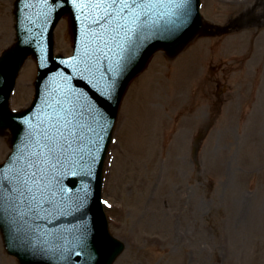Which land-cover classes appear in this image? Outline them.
Wrapping results in <instances>:
<instances>
[{
	"label": "rangeland",
	"instance_id": "374dc122",
	"mask_svg": "<svg viewBox=\"0 0 264 264\" xmlns=\"http://www.w3.org/2000/svg\"><path fill=\"white\" fill-rule=\"evenodd\" d=\"M14 2L0 0V54L15 40ZM202 14L207 36L156 54L123 101L103 192L126 244L115 264H264V0H202ZM55 40L72 53L68 19ZM36 72L29 59L13 110L31 102ZM0 264H19L1 234Z\"/></svg>",
	"mask_w": 264,
	"mask_h": 264
},
{
	"label": "water",
	"instance_id": "95a60500",
	"mask_svg": "<svg viewBox=\"0 0 264 264\" xmlns=\"http://www.w3.org/2000/svg\"><path fill=\"white\" fill-rule=\"evenodd\" d=\"M98 2L16 0L14 5L16 40L0 57V134L11 132L12 152L0 166L14 170L17 157L39 151L34 141L69 111L74 113L73 123L79 120L84 126L82 138L73 142L63 162L49 160L45 166L41 182L45 210L39 218L24 209L21 215L7 205L0 210L5 248L20 264H114L124 252L125 243L109 230L102 195L104 165L123 97L156 52L175 58L208 27L200 15V0H185L178 8L161 0L150 12L155 24L127 60L128 38L120 28L124 20L114 11L117 6L97 7ZM169 12L174 14L160 15ZM65 16L73 35L74 55L69 58L55 55L54 32ZM169 20L182 23L168 31ZM30 57L38 66L34 99L27 109L14 112L10 99ZM117 61L124 67L116 74L110 102L101 103L93 89L104 90L113 78L109 69Z\"/></svg>",
	"mask_w": 264,
	"mask_h": 264
},
{
	"label": "snow or ice",
	"instance_id": "6c2138e0",
	"mask_svg": "<svg viewBox=\"0 0 264 264\" xmlns=\"http://www.w3.org/2000/svg\"><path fill=\"white\" fill-rule=\"evenodd\" d=\"M161 2V0H100V3L106 4L108 7L116 5L114 9L118 17L124 20L120 24V28L124 32V36L128 38V47L125 49L127 60H131L142 44L143 34L150 31L155 21L152 19L150 12L153 6ZM177 8L180 7L185 0H169ZM106 15L111 17V13L105 10ZM173 15L174 12L161 13L160 15ZM107 22V21H106ZM182 21L169 20L166 22V30L171 31ZM135 34L136 39L132 40L131 35ZM121 59H125L121 57ZM124 65L119 61L113 68L109 69L113 73L112 80L107 84L103 91H97L100 102H110V98L115 90L116 74H118ZM74 113L71 111L66 113L41 133V139L34 141V145L39 151H34L27 156L16 158V168L11 171H5L0 166V210L5 205L19 214H23L21 209L32 213L39 218L40 212L44 211L45 192L41 187V182L45 180L46 164L49 160L55 164H61L63 159L73 150V142L80 140L83 136L82 129L84 126L77 120L73 123ZM95 121L96 117H92ZM71 137V140L69 139ZM94 161V157H93ZM107 204V201H103Z\"/></svg>",
	"mask_w": 264,
	"mask_h": 264
},
{
	"label": "bare ground",
	"instance_id": "6f19581e",
	"mask_svg": "<svg viewBox=\"0 0 264 264\" xmlns=\"http://www.w3.org/2000/svg\"><path fill=\"white\" fill-rule=\"evenodd\" d=\"M115 263V262H114Z\"/></svg>",
	"mask_w": 264,
	"mask_h": 264
}]
</instances>
